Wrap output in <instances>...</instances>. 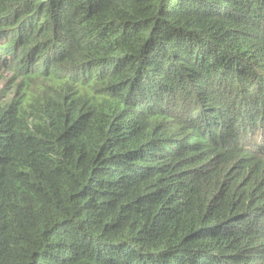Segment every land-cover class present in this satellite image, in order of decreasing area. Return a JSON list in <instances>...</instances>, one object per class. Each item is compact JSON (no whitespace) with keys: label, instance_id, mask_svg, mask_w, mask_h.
Listing matches in <instances>:
<instances>
[{"label":"trees","instance_id":"16d2710c","mask_svg":"<svg viewBox=\"0 0 264 264\" xmlns=\"http://www.w3.org/2000/svg\"><path fill=\"white\" fill-rule=\"evenodd\" d=\"M5 74L0 264H264V0H0Z\"/></svg>","mask_w":264,"mask_h":264},{"label":"rangeland","instance_id":"374dc122","mask_svg":"<svg viewBox=\"0 0 264 264\" xmlns=\"http://www.w3.org/2000/svg\"><path fill=\"white\" fill-rule=\"evenodd\" d=\"M10 80V75L5 74L4 77H2L0 79V98L1 96H5V94H7L9 92V89H7V83ZM4 91H6L4 93V95L2 94Z\"/></svg>","mask_w":264,"mask_h":264}]
</instances>
